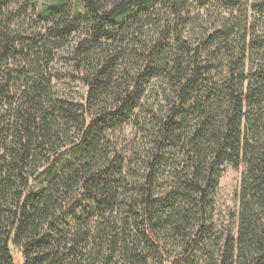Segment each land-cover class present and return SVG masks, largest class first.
Instances as JSON below:
<instances>
[{"label": "trees", "instance_id": "1", "mask_svg": "<svg viewBox=\"0 0 264 264\" xmlns=\"http://www.w3.org/2000/svg\"><path fill=\"white\" fill-rule=\"evenodd\" d=\"M68 1L38 10L34 0H0V264H100L93 255L105 233L95 223L123 205L125 165L110 138L158 78L176 97L142 188L145 250L129 252L128 264H198L203 209L224 162L244 171L236 234L218 264H264V45L251 78L232 60L216 80L200 58L219 59L231 19L193 45L184 36L189 0H82L81 20L68 15ZM61 75L81 83L79 101L58 89ZM179 147L185 179L157 196L162 150ZM159 236L179 240L173 259Z\"/></svg>", "mask_w": 264, "mask_h": 264}, {"label": "rangeland", "instance_id": "2", "mask_svg": "<svg viewBox=\"0 0 264 264\" xmlns=\"http://www.w3.org/2000/svg\"><path fill=\"white\" fill-rule=\"evenodd\" d=\"M38 10L45 9L56 0H34ZM190 13L186 18L184 36L193 45L201 39L204 31L211 32L221 28L223 18L231 19L234 34L228 44L217 51L219 59H213L207 52H202L201 63L210 68L205 77L213 76L221 80L226 75L229 61L235 60L238 65L243 64L242 70L246 79L251 78L259 68L258 44L264 45V0H189ZM69 16L82 19V0H69L67 11ZM175 20V19H174ZM173 20V21H174ZM173 23V22H172ZM149 36L156 37L158 33ZM73 38V37H72ZM67 56L62 63L63 70L67 69ZM241 71V70H239ZM58 89L65 95L79 101L83 93L81 83L70 81L66 75ZM176 93L172 87L163 81V78L154 79L151 86L145 91L143 105L136 112L132 122L122 131H115L110 138V148L124 161V176L120 194L123 205L117 210L108 213L103 219L96 221V226L104 228L103 249L94 258L100 264H128L127 256L130 253L137 255L145 250V243L141 236V201L146 176L149 174L150 164L160 153L159 129L171 112L175 103ZM193 117H189L192 124ZM181 147L170 152L162 150L163 159L156 168L157 176L154 182V193L161 196L170 187L179 185L184 180L188 163L187 156L182 153ZM244 165L234 169L227 162L220 166V177L217 185L208 191V203L205 204L204 230L198 237V243L204 247L198 256V264H218V250L222 247L225 238L236 234L238 225V191ZM43 175H38L32 184L35 190L40 185ZM198 226L193 229L195 232ZM0 225V230H2ZM160 237V244L165 248L169 259L179 253L180 242L172 237ZM133 260L130 258L129 260ZM139 259V258H137ZM137 261V260H136ZM149 262V261H148ZM148 264H158L155 261ZM160 264V262H159Z\"/></svg>", "mask_w": 264, "mask_h": 264}]
</instances>
